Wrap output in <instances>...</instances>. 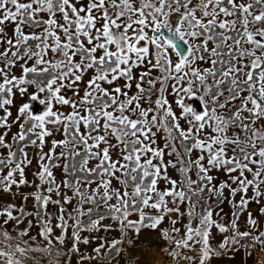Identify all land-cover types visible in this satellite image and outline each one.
I'll list each match as a JSON object with an SVG mask.
<instances>
[{
	"label": "snow or ice",
	"instance_id": "obj_1",
	"mask_svg": "<svg viewBox=\"0 0 264 264\" xmlns=\"http://www.w3.org/2000/svg\"><path fill=\"white\" fill-rule=\"evenodd\" d=\"M0 264H264V0H0Z\"/></svg>",
	"mask_w": 264,
	"mask_h": 264
},
{
	"label": "rangeland",
	"instance_id": "obj_2",
	"mask_svg": "<svg viewBox=\"0 0 264 264\" xmlns=\"http://www.w3.org/2000/svg\"><path fill=\"white\" fill-rule=\"evenodd\" d=\"M194 104H196L197 106L199 105L198 101H193ZM34 111L39 113L40 111H42V107L39 104L34 105ZM142 239L147 242V234H145Z\"/></svg>",
	"mask_w": 264,
	"mask_h": 264
},
{
	"label": "crops",
	"instance_id": "obj_3",
	"mask_svg": "<svg viewBox=\"0 0 264 264\" xmlns=\"http://www.w3.org/2000/svg\"><path fill=\"white\" fill-rule=\"evenodd\" d=\"M147 242H148V240H147ZM152 244H153V251L155 252V251H158L159 250V247H160V245L159 244H157V243H155L154 241L152 242ZM150 255V254H149Z\"/></svg>",
	"mask_w": 264,
	"mask_h": 264
},
{
	"label": "water",
	"instance_id": "obj_4",
	"mask_svg": "<svg viewBox=\"0 0 264 264\" xmlns=\"http://www.w3.org/2000/svg\"><path fill=\"white\" fill-rule=\"evenodd\" d=\"M177 18H178V14H175L174 17H173V19L175 20V19H177ZM184 47H185V49H186L187 46L185 45Z\"/></svg>",
	"mask_w": 264,
	"mask_h": 264
}]
</instances>
